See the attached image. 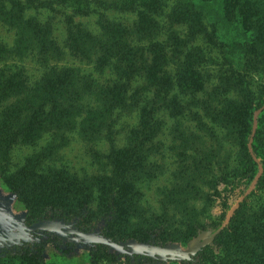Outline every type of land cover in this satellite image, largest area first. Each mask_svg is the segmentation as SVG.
I'll return each mask as SVG.
<instances>
[{
    "label": "rangeland",
    "instance_id": "obj_1",
    "mask_svg": "<svg viewBox=\"0 0 264 264\" xmlns=\"http://www.w3.org/2000/svg\"><path fill=\"white\" fill-rule=\"evenodd\" d=\"M174 2L169 0L159 16L164 25ZM204 12L212 36H199L188 45L193 67L177 69L175 63L167 67L173 82L166 99L173 104L178 96L182 108L160 107L148 124L152 132L137 148L131 142L142 137L137 131L139 110H116L101 129H96L98 113L85 112L68 124L52 121L30 140L18 133L29 118L20 114L19 104L13 105L16 99L0 102V264H264V185L257 186L261 178L264 182V167L259 163L251 184L233 183L247 162L242 141L235 135L240 127L232 124L230 129L226 121H216L205 109L207 104L218 111L233 102L251 105L247 118L253 119V129L257 119V129L264 110V103L258 106L264 99V73L246 67L249 59L240 49V44L252 40L253 32L237 22L227 23L220 1ZM70 13L68 7L55 6L30 9L27 15L50 22L58 44L65 49V58L52 64L78 68L101 83L111 82L117 77L113 69L99 72L66 48ZM136 19L138 11L99 9L73 17L96 35L105 20L130 26ZM165 32L161 31L159 40L167 38ZM15 38L12 27L0 24L1 42L13 46ZM235 42L238 45L232 53L229 46ZM7 64L22 68L31 84L46 71L34 54L9 59ZM143 81L137 76L133 86ZM150 95L155 97L153 91ZM86 101L97 106L93 98ZM245 117L241 114L238 119ZM156 120L158 131L153 129ZM176 126L186 135L193 132L194 147L187 149V157L176 147L181 143L173 132ZM261 132L264 140V124ZM247 191L235 232L217 238L241 202L219 231L232 206ZM220 192L228 194L231 207L223 203ZM48 222L119 240L136 252L83 241L50 226L13 237ZM191 226L190 238L186 239L188 231L178 236ZM257 242L259 247H255Z\"/></svg>",
    "mask_w": 264,
    "mask_h": 264
},
{
    "label": "trees",
    "instance_id": "obj_2",
    "mask_svg": "<svg viewBox=\"0 0 264 264\" xmlns=\"http://www.w3.org/2000/svg\"><path fill=\"white\" fill-rule=\"evenodd\" d=\"M169 0H0V24H7L16 32L13 46L0 41V102L15 98V106L21 110L20 114L27 116L29 123L20 127L18 133L29 136L31 140L35 133L48 129L47 125L54 121L57 123L75 122L76 116L83 113H98L101 115L96 129H101L105 120L114 118L117 112L140 111V135L131 143L134 148L140 146L142 138L151 133L148 124L154 119L155 113L162 106L182 108V101L177 96L173 104L166 97L172 88L173 77L167 69L169 63H175L177 69L193 67L188 51V45L199 36H212L205 23V12L214 2L222 3V17L227 23L237 22L245 30H251L253 38L249 42L240 44L244 57L248 56V63L264 73V0H175L170 12L167 14V25L159 20ZM63 6L71 9L67 16L68 36L66 48L76 58L95 65V69L104 72L107 68L113 69L116 78L111 82L101 83L91 74L82 73L78 68L58 66L52 62H60L65 58V49L58 44L53 27L50 22H42L37 15H27L28 10L35 8H52ZM99 10H116L120 12L138 11V20L127 26L123 23L105 20L100 34L96 35L86 27L74 22L77 14H89ZM100 16L105 17L102 13ZM183 26V30L175 27ZM165 30L167 38L159 40L161 31ZM236 42L229 46L233 53L237 48ZM34 54L46 66V71L39 81L31 84L28 77L20 67H12L7 60L15 57H27ZM3 64V65H2ZM140 76L143 83L133 86V81ZM153 91L155 97L150 95ZM54 96V99H52ZM93 98L97 106L92 107L87 99ZM56 102V104H53ZM264 99L261 100V106ZM13 105L10 108H13ZM251 105L236 102L230 103L223 110L205 106L206 113L216 121L227 122L230 129L236 126L240 129L235 133L242 141L246 152V166L237 176V184H251L258 172L259 163L264 167V140L261 127L264 124V110L258 119V128L253 136L252 151L248 144L253 133V119L247 118ZM172 112L181 115L177 109ZM245 114L244 120L238 116ZM228 117V120H227ZM237 117V118H235ZM49 118V119H48ZM47 119V120H46ZM70 120V121H67ZM99 121V120H98ZM233 121V122H232ZM146 122V123H145ZM159 120L153 124L158 131ZM111 125H108L111 131ZM148 125L147 127H144ZM176 126L173 130L175 137L181 143L176 147L187 157V149L193 148V132L187 134ZM32 135V136H30ZM192 141V142H191ZM112 143V141H111ZM114 147V144L112 145ZM178 152V153H179ZM234 185V184H233ZM262 178L257 186L262 187ZM220 198L229 208L228 194L220 192ZM246 200L241 202L230 224L217 237L235 232L238 227ZM144 218V217H143ZM145 224V222H143ZM54 228L72 233L68 226L62 224H49ZM190 225V224H189ZM45 226H36L27 232L39 231ZM191 228L180 230L178 236L190 233ZM25 231L19 233L21 235ZM192 233V234H191ZM81 240L90 239L95 242L101 240L95 236L74 233ZM234 234V233H233ZM102 243V242H100ZM106 245L119 249L121 242L116 239L106 240ZM103 243V244H104ZM257 242L255 247H259ZM248 257V256H246ZM249 260V259H248ZM254 264V263H252Z\"/></svg>",
    "mask_w": 264,
    "mask_h": 264
},
{
    "label": "water",
    "instance_id": "obj_3",
    "mask_svg": "<svg viewBox=\"0 0 264 264\" xmlns=\"http://www.w3.org/2000/svg\"><path fill=\"white\" fill-rule=\"evenodd\" d=\"M256 127H257V119L255 118V125H254V129H253V133H252V138H251V141H250V143H249V148H250V151H252V145H251V143H252V140H253V136L255 135V132H256ZM256 181L257 180H255V182L252 184V187L256 184ZM251 190V189H250ZM249 190V191H250ZM249 191H247L233 206H232V208H231V210H230V212H229V215H228V218H227V220H226V222L221 226V228L219 229V231L223 228V227H225L226 225H227V223H228V220H229V218H231V216H232V214H233V212L236 210V208L238 207V205H239V203L245 198V196L249 193ZM54 223H56V224H62V225H64V226H66L65 224H63V223H60V222H48V223H41V224H39V225H37V226H45L44 228H42V229H45L46 227H52L53 229H57V228H54L53 226H51V225H49V224H54ZM33 227H36V226H32V227H30V228H33ZM69 227V226H68ZM29 228V229H30ZM70 228V227H69ZM28 229V230H29ZM41 229V230H42ZM71 229V228H70ZM57 230H60V229H57ZM60 231H62V230H60ZM71 231H72V233H70V232H67V231H63V232H67V233H70V234H73V232L74 233H79V234H87V235H89V236H95V235H93V234H91V233H88V232H86V233H82V232H76V231H74V230H72L71 229ZM25 232H27V231H25ZM21 233V232H20ZM19 234V233H18ZM14 235L13 237H15V236H20V235ZM74 235V234H73ZM77 237V236H76ZM95 237H97V236H95ZM78 238V237H77ZM99 238V237H98ZM0 239H2V238H0ZM79 239V238H78ZM101 241L100 242H102V243H104L106 240H110V239H102V238H99ZM81 240V239H80ZM89 240H91V241H93V242H95L91 237H90V239H86V240H83V241H89ZM105 244V243H104ZM109 246H111V245H109ZM124 245L121 243V247H123ZM111 247H113V248H116V247H114V246H111ZM117 250H119V251H123V252H126V253H131V252H136V251H132V250H129L127 247H126V250H123V249H119V248H116ZM155 257H157V258H162V256H155Z\"/></svg>",
    "mask_w": 264,
    "mask_h": 264
}]
</instances>
